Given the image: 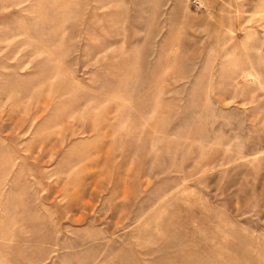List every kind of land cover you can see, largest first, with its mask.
<instances>
[{"label": "rangeland", "instance_id": "1", "mask_svg": "<svg viewBox=\"0 0 264 264\" xmlns=\"http://www.w3.org/2000/svg\"><path fill=\"white\" fill-rule=\"evenodd\" d=\"M0 0V264H264V0Z\"/></svg>", "mask_w": 264, "mask_h": 264}, {"label": "built area", "instance_id": "2", "mask_svg": "<svg viewBox=\"0 0 264 264\" xmlns=\"http://www.w3.org/2000/svg\"><path fill=\"white\" fill-rule=\"evenodd\" d=\"M192 5H193L194 7H199V6H200L198 0H192Z\"/></svg>", "mask_w": 264, "mask_h": 264}]
</instances>
